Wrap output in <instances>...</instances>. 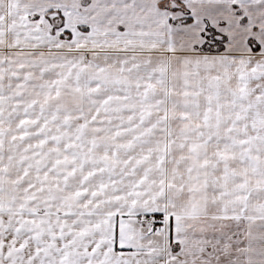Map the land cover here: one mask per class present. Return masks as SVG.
<instances>
[{
	"label": "snow or ice",
	"instance_id": "snow-or-ice-1",
	"mask_svg": "<svg viewBox=\"0 0 264 264\" xmlns=\"http://www.w3.org/2000/svg\"><path fill=\"white\" fill-rule=\"evenodd\" d=\"M0 264H264V0H0Z\"/></svg>",
	"mask_w": 264,
	"mask_h": 264
}]
</instances>
